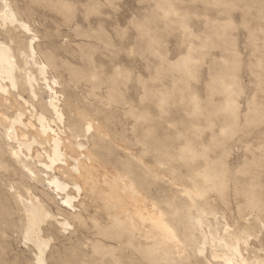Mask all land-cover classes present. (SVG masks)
<instances>
[{"label": "rangeland", "instance_id": "rangeland-1", "mask_svg": "<svg viewBox=\"0 0 264 264\" xmlns=\"http://www.w3.org/2000/svg\"><path fill=\"white\" fill-rule=\"evenodd\" d=\"M10 2L36 36L37 62L60 85L66 153H81L71 150L79 137L92 158L81 164L93 169L57 173L82 188L77 212L64 211L44 175L34 183L9 156L4 128L15 112L30 120L29 109L16 94L0 100V264H35L16 198L25 188L71 224L43 227L46 264H206L200 226L209 215L264 252V0ZM4 35L27 52L30 36ZM153 211L173 242H155L139 225L137 215Z\"/></svg>", "mask_w": 264, "mask_h": 264}, {"label": "bare ground", "instance_id": "bare-ground-1", "mask_svg": "<svg viewBox=\"0 0 264 264\" xmlns=\"http://www.w3.org/2000/svg\"><path fill=\"white\" fill-rule=\"evenodd\" d=\"M11 29L18 30L22 35L30 36V38L27 43V52L20 51V53L14 51L12 37H8L9 44L0 41V100L8 103L7 97L16 94L17 100L29 109L27 111L30 112L31 116L30 120L26 121L28 118L25 120L24 111L15 112L16 114H13L4 131L2 130L9 156L34 183L40 182L39 173L44 175L46 186L60 201L59 206L64 211L75 214L77 212L75 203L79 201L77 198L82 194V188L77 183L62 181L57 173L66 174L65 176L70 174L68 178L71 175L78 177L83 173L88 175L91 168L87 165L83 167L82 164L84 163L81 164V160H85L88 165H91L92 158L90 157V159L83 154L86 146L81 143L79 137L73 139L71 150L73 147L77 153L78 151L81 153H78L76 157L66 153L69 143L66 138L64 139L66 136H63L66 133V118L60 102L61 96L57 91L60 89V85L55 78L48 76L47 65L41 61L37 62L36 36L30 27L18 19L10 0H0V30L5 31L4 36L7 37ZM18 57L23 61L24 68L19 66ZM33 69L37 70L45 92L48 93V100L44 104H42L43 99L39 94V84L33 74ZM21 75H24L26 80L25 86L19 82ZM24 87L31 99L30 102L22 95ZM75 113L77 114V112ZM85 125L87 134L94 132L92 123L87 122ZM28 133L34 134L31 140L26 139ZM30 162L37 164L34 167ZM36 168L40 170H36ZM70 192H73L74 195H70ZM16 198L22 207L23 216L26 220L23 234L24 243L33 248L35 264H46L45 257L49 251L50 239L43 237V227L52 221L63 232H66L71 229V224L62 217L54 216L48 212L44 202L36 197L29 188L24 189V196L17 193ZM137 217L139 225L144 229L148 225V232L155 242L171 243L175 240L172 233L173 229L171 230L165 223L166 221L164 222L162 217L154 211L146 215L139 213ZM204 218L210 222L209 227L200 226L205 235L206 245H203L201 254L206 264H264V252L256 239L249 235L246 238L241 237L239 233L232 231L222 218L214 219L210 215ZM128 223L134 227L132 221Z\"/></svg>", "mask_w": 264, "mask_h": 264}]
</instances>
